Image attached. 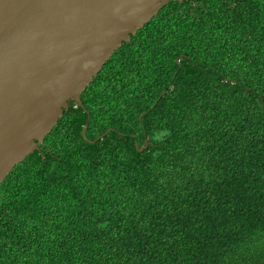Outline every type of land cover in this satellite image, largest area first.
Instances as JSON below:
<instances>
[{
	"label": "trees",
	"instance_id": "1",
	"mask_svg": "<svg viewBox=\"0 0 264 264\" xmlns=\"http://www.w3.org/2000/svg\"><path fill=\"white\" fill-rule=\"evenodd\" d=\"M81 97L0 185V264H264V0H171Z\"/></svg>",
	"mask_w": 264,
	"mask_h": 264
},
{
	"label": "water",
	"instance_id": "2",
	"mask_svg": "<svg viewBox=\"0 0 264 264\" xmlns=\"http://www.w3.org/2000/svg\"><path fill=\"white\" fill-rule=\"evenodd\" d=\"M170 1L0 0V185Z\"/></svg>",
	"mask_w": 264,
	"mask_h": 264
}]
</instances>
